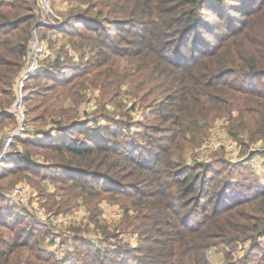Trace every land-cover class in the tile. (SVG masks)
<instances>
[{"label": "trees", "instance_id": "16d2710c", "mask_svg": "<svg viewBox=\"0 0 264 264\" xmlns=\"http://www.w3.org/2000/svg\"><path fill=\"white\" fill-rule=\"evenodd\" d=\"M39 1L0 0V91L5 96L12 93L32 29L42 17ZM66 1L77 11H69L58 27L41 24L38 30L64 35L78 55L89 53V58L67 65L57 53L25 81L23 102L27 112H34L31 120L54 115L56 132L46 140L17 137L42 162L27 149L17 157L10 153L0 164V178L10 173L31 179L32 174L51 212L68 208L78 196L87 206L104 196L119 200L126 214L132 206L136 214L126 216L138 221L134 228L139 234L132 257H120L126 253L119 249L104 254L90 245L95 251L76 264H214L207 251L216 242H229L235 235L249 236L254 243L264 234V223L238 207L248 200L240 194L229 197L224 189L210 191L209 169L188 167L182 151L192 141L191 126L223 113L258 115L263 134L264 19L249 17L258 9L264 15V0ZM88 73L103 75L107 87L103 84L102 93L111 97L131 85L127 91L134 102L148 108L147 117L157 122L155 135L144 132L146 145L118 138L116 130L104 127L93 133L86 121L72 118L74 105L85 95ZM40 77L51 81L41 89L28 88L30 80ZM66 98L74 104L64 105ZM173 150L180 159L172 157ZM44 180L53 184V191ZM254 194L264 202V188ZM13 214L3 204L0 225L15 226L19 217ZM244 220L252 226L239 228ZM20 235L9 241L0 237V258L7 245L18 244ZM22 238V244H29Z\"/></svg>", "mask_w": 264, "mask_h": 264}, {"label": "rangeland", "instance_id": "374dc122", "mask_svg": "<svg viewBox=\"0 0 264 264\" xmlns=\"http://www.w3.org/2000/svg\"><path fill=\"white\" fill-rule=\"evenodd\" d=\"M39 4L42 9V17L39 20L45 22L49 20L62 22L69 11L78 9L71 7V4L66 0H49L48 9L41 6V1ZM73 5H79V8L85 7L84 4L75 3ZM94 12L95 9H92L90 13L93 15ZM261 12L262 10L259 9L253 11L249 19L254 22L263 21L264 15ZM78 25L80 26V24ZM39 34L46 42L44 56H49L42 60L41 69L45 67V62L51 61L50 58H54L57 53H61L59 57L67 65L79 63L81 60L84 62L89 58V53H85L84 57L78 55V52L74 51V46L67 43L64 35L43 30H39ZM23 62L24 60L22 65ZM117 65L120 67L119 63ZM17 77L18 75L14 77L11 95L5 96L0 91V114L12 115V117L0 116V147L6 130L18 125L20 121V116H16L15 112L11 110V104L15 98ZM87 77L88 79L84 83L85 95L78 105H74L75 112L72 118L82 122L86 121L93 133H98L104 127L109 131L116 130L118 138L134 139L138 145H146L147 140L144 132L153 133V127L157 122L147 117L148 108H145L139 101L134 102L132 91H127L131 89V85L125 82L123 88L126 90L123 89L119 91V94L111 97L108 91L102 93L103 84L106 86L102 82V74L100 77H96L92 73H88ZM50 81L49 78L44 77L33 79L30 80L28 88H40L49 84ZM23 93L22 86V95ZM236 102L237 100L234 101V104ZM70 104L74 103H71L70 98H66L64 105ZM26 106L22 100V122L25 130L17 137L38 141L46 140L48 134L49 136L54 135L56 116L52 115L45 120L32 121L34 112H27ZM69 116L71 117L72 113ZM258 123V115L247 114V112L239 115L236 111H233L232 114L223 113L216 117L210 116L205 121L199 120L195 126H191L192 141L184 143L182 161L188 167L202 164L209 169L206 171V177H208L210 191L224 189L229 197L240 194L243 196V200L247 199L248 201L238 207L249 215L261 217L260 220L257 218L258 224L261 225L264 223V202L260 200V196L256 197L254 194L255 189L264 188V132L262 131V135L259 134L261 131L257 126ZM15 139L9 154L13 153L14 157H17V154L24 153L26 149L30 153L32 152V147ZM32 157L34 160L42 162L41 156L32 154ZM172 157L180 159V152L173 150ZM198 170H203V168L196 169V171ZM29 175L32 177L31 179L13 176L10 173L7 175L5 173L0 178V207L4 204L8 209L14 211L13 218L16 215L19 217L15 226L0 225V237L9 241L13 237L12 235L21 233L16 246L9 247L7 245L5 247L0 264H76L78 261L81 262L82 255L92 252L94 249L104 254L110 250L119 249L126 253L120 257H132L134 247L139 243V234L134 228V223H138V221L126 216L136 214L133 212L132 206L128 207L129 211L126 214L125 208L121 206L119 200L104 196L96 204L93 202L87 206L82 196H78L68 208L63 207L59 211L51 212L47 205H44L42 194L33 184L32 180L36 178L30 173ZM42 183L47 190H54L53 184L48 180H44ZM18 184L25 186L32 202L42 206L45 211L44 217L37 215L30 205L7 202L6 195ZM247 185L252 186V189H248ZM177 215L180 217V213ZM239 223L241 224L239 228L243 229L252 226V222L248 220ZM22 237H27L29 244H22ZM228 239L229 242H216L210 246L207 254L212 263L221 264L229 261V264H258L264 262V234L257 237L254 243L249 236L237 238L232 235ZM35 241H38L37 244H34ZM90 245L94 249L89 248ZM102 263L109 264L107 260H102Z\"/></svg>", "mask_w": 264, "mask_h": 264}, {"label": "built area", "instance_id": "2783aa9c", "mask_svg": "<svg viewBox=\"0 0 264 264\" xmlns=\"http://www.w3.org/2000/svg\"><path fill=\"white\" fill-rule=\"evenodd\" d=\"M40 1L41 6L48 9L49 0ZM38 22L40 23L39 25L42 24L49 27H57L61 24L60 20L57 22H55L54 20H49L48 22L39 20ZM39 25H34L32 29V37L29 41V49L24 58L23 67L17 77L15 98L11 104V110L15 112L16 116H20V121L18 125L9 127L5 132L0 147V164L4 160V158L9 154L13 140L25 130V127L23 125L24 123L22 122V86L24 82L38 70L39 66L42 63V57L44 56L46 50V42L39 34ZM6 198L7 202L10 204H25L28 206L30 205L37 215L41 217L45 216V211L42 206L37 205V203L35 202H32V200L28 197L25 186L22 184L14 186L11 191L6 195Z\"/></svg>", "mask_w": 264, "mask_h": 264}, {"label": "water", "instance_id": "95a60500", "mask_svg": "<svg viewBox=\"0 0 264 264\" xmlns=\"http://www.w3.org/2000/svg\"><path fill=\"white\" fill-rule=\"evenodd\" d=\"M40 23L39 22H37L36 24H35V26H37V25H39Z\"/></svg>", "mask_w": 264, "mask_h": 264}]
</instances>
